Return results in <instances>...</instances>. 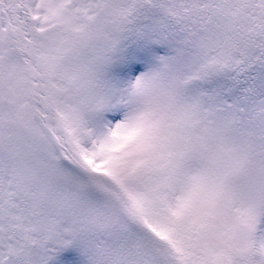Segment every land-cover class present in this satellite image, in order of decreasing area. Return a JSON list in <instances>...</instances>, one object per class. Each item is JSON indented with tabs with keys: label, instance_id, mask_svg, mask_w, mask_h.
I'll return each mask as SVG.
<instances>
[{
	"label": "snow or ice",
	"instance_id": "1",
	"mask_svg": "<svg viewBox=\"0 0 264 264\" xmlns=\"http://www.w3.org/2000/svg\"><path fill=\"white\" fill-rule=\"evenodd\" d=\"M0 264H264V0H0Z\"/></svg>",
	"mask_w": 264,
	"mask_h": 264
}]
</instances>
